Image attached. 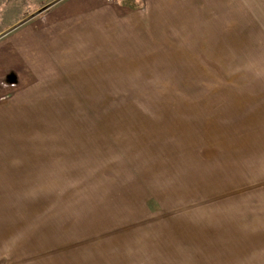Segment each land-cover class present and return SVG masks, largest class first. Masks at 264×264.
Segmentation results:
<instances>
[{"label":"rangeland","instance_id":"374dc122","mask_svg":"<svg viewBox=\"0 0 264 264\" xmlns=\"http://www.w3.org/2000/svg\"><path fill=\"white\" fill-rule=\"evenodd\" d=\"M54 1L0 0V29ZM229 5L143 18L91 86L0 82L9 262L264 264V0Z\"/></svg>","mask_w":264,"mask_h":264},{"label":"crops","instance_id":"0c3cea01","mask_svg":"<svg viewBox=\"0 0 264 264\" xmlns=\"http://www.w3.org/2000/svg\"><path fill=\"white\" fill-rule=\"evenodd\" d=\"M229 1L55 0L27 18H12L11 24L21 23L7 32L0 29V82L18 80L25 88L24 102L38 87L62 86L70 73L91 86L85 84L93 82L91 72L109 69L104 64L119 50H112V40L125 45L127 37H139L143 18H162L165 26L159 29L168 31L170 18H209L207 8L223 11ZM0 264H15L8 260L6 242L0 246Z\"/></svg>","mask_w":264,"mask_h":264}]
</instances>
